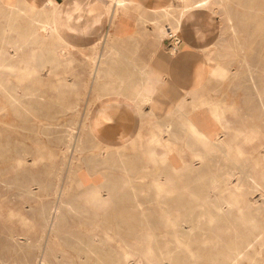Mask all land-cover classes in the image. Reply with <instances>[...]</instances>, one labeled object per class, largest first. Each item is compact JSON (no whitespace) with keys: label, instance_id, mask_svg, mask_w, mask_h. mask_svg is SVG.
<instances>
[{"label":"rangeland","instance_id":"374dc122","mask_svg":"<svg viewBox=\"0 0 264 264\" xmlns=\"http://www.w3.org/2000/svg\"><path fill=\"white\" fill-rule=\"evenodd\" d=\"M52 1L0 0V264H40L45 256L47 264H92L85 257L90 246L96 250L88 256L100 264H221L234 246L264 264V19L256 5L223 0L202 38L195 29L200 18L185 21L179 38L196 52L215 48L212 57L226 77L204 73L200 100L187 94L182 112L173 114L181 95L175 96L173 109L144 119L135 140L126 144L122 135L113 144L106 136L112 107L100 134L93 133L97 103L131 89L133 59L148 55L130 47L155 43L169 50L174 38H160L142 19L144 11L154 17L149 2L113 6L104 32L83 34L61 19L72 0ZM171 1L156 4L169 7ZM101 16L92 10L82 30ZM190 115L201 122L228 120L219 137L224 151L230 147L229 159L203 146ZM213 176L227 181L213 190ZM100 193L113 197L111 216L119 210L129 215L120 226L128 247L111 229L116 220H106L105 207L90 202Z\"/></svg>","mask_w":264,"mask_h":264},{"label":"bare ground","instance_id":"6f19581e","mask_svg":"<svg viewBox=\"0 0 264 264\" xmlns=\"http://www.w3.org/2000/svg\"><path fill=\"white\" fill-rule=\"evenodd\" d=\"M222 1H219V0H199L198 2L196 3H190L191 1L190 0H172L171 4L168 5L169 7H166V3L165 4H151L153 5V13H154V17H148L146 15V11H144V14H143V20L145 22H148L150 23L153 27H151L152 29H154V31L156 32V34L160 37V38H164V37H170V38H174L173 40V46L169 49L171 54H176V51L178 49L181 48L182 45L180 44H186L185 41H182L179 40V34L180 33H184V24L185 21H187L190 17H199L200 20H197L199 21L198 24L196 25V35L197 37H204L203 36V29L206 31L208 29V26H212V21H214V17L212 16V12L214 11V9H217L221 4H222ZM226 1V0H224ZM6 2V1H5ZM49 3L53 2L52 0H48ZM128 0H111V3L113 4V6L115 7L116 6V9L119 8V7H125L126 4H127ZM242 2L245 4L243 7H247V8H254V6L256 5L255 7V10L257 11V15L258 16H261L262 18L261 19H264V0H242L241 2L238 1L239 4L242 5ZM1 3V2H0ZM131 3V2H129ZM227 4V3H226ZM133 5V4H132ZM141 5V4H140ZM139 5V6H140ZM88 6V5H87ZM138 6V5H137ZM236 6V5H235ZM111 7V6H110ZM144 7V6H143ZM149 7V5H148ZM225 7V6H224ZM11 8V7H10ZM108 8V7H107ZM112 8V7H111ZM226 8V7H225ZM13 9H16V8H13ZM198 9H206V11L208 13H205L206 11H200ZM224 9V8H223ZM68 10V9H67ZM88 10V9H87ZM19 11V9H18ZM69 11V10H68ZM247 11V10H246ZM88 12V11H87ZM106 12V11H105ZM217 12V11H216ZM214 11V14L216 13ZM221 12V11H220ZM254 12V11H251V13ZM53 13V12H52ZM63 13V12H62ZM61 13V14H62ZM108 13V12H107ZM106 13V14H107ZM225 13V12H224ZM13 14V13H12ZM64 14V13H63ZM86 14V13H85ZM228 18V21H232L233 20V14L230 12V10L228 9L225 13ZM235 14V13H234ZM82 15V14H81ZM113 13L110 12L109 14V20L108 21H111L110 19L112 18ZM256 16V18L258 17ZM56 17V16H55ZM84 17V16H83ZM217 17V16H216ZM58 18V17H57ZM91 18V16H90ZM89 16H88V19H90ZM191 19V18H190ZM52 20V19H51ZM118 20V19H117ZM196 20V19H195ZM41 21V20H40ZM60 21V20H59ZM90 21V20H89ZM88 21V22H89ZM114 21V20H113ZM189 21V20H188ZM191 21V20H190ZM259 21H260V18H259ZM11 22V21H10ZM13 22V20H12ZM48 22V21H47ZM61 22V21H60ZM220 22V21H219ZM229 22V23H230ZM44 23V22H43ZM57 23V21H56ZM67 23V22H66ZM257 23V22H256ZM12 24V23H11ZM37 24V23H36ZM231 24V23H230ZM263 24V23H262ZM40 25V24H39ZM201 25V26H200ZM41 26V25H40ZM52 26L53 28L55 27V24L54 22L52 21ZM83 26V25H82ZM110 26V24H109ZM34 27V26H33ZM47 27V25L45 26ZM49 27V26H48ZM47 27V28H48ZM122 27V25L120 26ZM230 27L233 28V25L231 24ZM50 28V27H49ZM124 28V26L122 27V29ZM191 28V27H190ZM212 28H215V27H212ZM61 29V28H60ZM263 29V28H262ZM261 29V30H262ZM40 30V29H39ZM125 30V29H124ZM186 30V29H185ZM214 30V29H213ZM259 30V29H258ZM45 31V29H44ZM62 31V30H61ZM65 31V30H64ZM153 31V30H152ZM232 31V30H231ZM68 32V31H67ZM135 32V31H134ZM207 32V31H206ZM213 32V31H212ZM233 32V31H232ZM260 32V31H259ZM53 33V32H51ZM136 33V32H135ZM218 33V32H217ZM195 34V33H194ZM183 35V34H182ZM184 36V35H183ZM187 37V36H186ZM188 38V37H187ZM191 38V37H190ZM186 39V38H185ZM216 39V38H215ZM187 40V39H186ZM214 41V40H213ZM195 42V40H193V43ZM200 42V41H199ZM216 42V41H215ZM13 44V43H12ZM198 44V43H197ZM184 46V45H183ZM198 46V45H197ZM200 47H201V44H200ZM197 49V48H196ZM159 50V49H158ZM198 50V49H197ZM212 50V53L209 55V56H204L202 59H200L196 65L194 66V69H193V86L192 88H190V90L185 93V94H182L181 97H179V101L178 103L174 104L175 105V108L174 110H172V113L173 114H176V109L180 110L182 112L183 110V102L186 100L185 98L187 97L186 95L189 94L191 95L195 101L199 99L200 97V90H201V87L202 86V82H204V73L206 75H210L212 77H214L216 80L219 79V78H224L226 77L227 75V71L226 69H224L223 67L219 66V63H216L215 60L213 59L212 57V54H213V51L215 50V48H211L208 46L207 49H203L202 51H206L205 54L209 53L210 51ZM100 54V53H99ZM104 58V57H103ZM94 61V60H93ZM101 61V59H100ZM104 61V60H103ZM155 63V61H154ZM157 63V62H156ZM155 63V64H156ZM154 64V65H155ZM90 65V64H89ZM160 65V64H159ZM149 66V64H148ZM155 67V66H153ZM156 69V68H155ZM154 69V72H150V71H145L144 69L141 70V73L145 76V82L142 83V85H134L132 88H131V91L133 93H136V94H139L140 97L142 98V102H145L149 107H150V113L149 115L151 116H156V108H157V104H156V95L158 93H163V94H167V89L165 87V80L163 82V79H162V76L161 74L158 73L157 71V74H156V71ZM100 72H102V74L105 75V73L107 72L105 70V67L102 65L101 66V69H100ZM161 72V71H160ZM162 74H164L163 72H161ZM87 75V74H86ZM165 76V75H164ZM116 79V78H115ZM112 82V81H111ZM119 83V82H118ZM121 83H124V82H121ZM90 86V85H89ZM180 89V88H179ZM172 91V90H171ZM126 92H129V91H126ZM178 92V90H177ZM176 92V93H177ZM122 94V92L120 93ZM180 94V93H179ZM123 96L125 97H128V101L126 100L124 102V105L127 109L129 110H133V111H139V107L134 104V100L131 99L129 96L127 95H124L122 94ZM138 95V97H139ZM175 95V94H174ZM171 96V95H170ZM186 96V97H185ZM160 97V95H159ZM175 97V96H173ZM172 97V98H173ZM177 97V96H176ZM185 97V98H184ZM171 98V97H170ZM137 99V98H136ZM168 100V98H167ZM173 100V99H172ZM200 100V99H199ZM134 101V102H133ZM169 101V100H168ZM86 102V101H85ZM99 109H98V114L96 115V117L93 118L92 120V130H93V133L98 134L99 132V129H102L100 128L102 125H103V121L102 119L105 118L103 117L104 116V113H106L105 111H107V109H109L110 107H112V101L109 99L108 96H106L104 99H101L99 101ZM171 103V102H170ZM173 103V102H172ZM215 103V102H214ZM189 104V103H188ZM86 106V105H85ZM137 106V108H136ZM147 106H145L146 108ZM148 107V108H149ZM177 107V108H176ZM92 108V107H91ZM173 109V108H172ZM145 110V109H144ZM142 110V111H144ZM178 110V111H179ZM93 111V110H91ZM170 111V110H168ZM226 111V110H225ZM224 111V112H225ZM230 111H231V108H230ZM84 112V111H83ZM86 112V111H85ZM108 112V111H107ZM148 112V111H147ZM94 113V112H93ZM214 113V112H213ZM96 114V113H95ZM189 114V112H188ZM92 115V114H90ZM178 115V114H177ZM191 116V115H190ZM223 116V113L222 115ZM91 117V116H90ZM185 117V116H184ZM6 118V117H5ZM4 118V119H5ZM153 118V117H152ZM186 118V117H185ZM3 119V118H2ZM84 119V118H83ZM190 119V118H189ZM189 119H187L189 121ZM209 122H201L199 121L195 115H192L191 116V122H193L194 124V131L198 132V135H199V140L201 141V143L203 144L204 147H209L211 150H213V148H217V149H220L222 150L221 153L223 152L225 157H229L230 156V147L227 148L226 151L223 150L222 146H220V132H223L222 130L225 129V124L226 122H228V120L226 119H221V118H218V117H209ZM108 120V119H107ZM65 122V121H64ZM83 122V121H82ZM190 122V121H189ZM89 123V122H88ZM108 124V123H107ZM88 125V124H87ZM208 126H213V128L211 130L208 129ZM193 127V126H192ZM189 129V128H188ZM227 130V129H226ZM225 131V130H224ZM192 133V132H191ZM165 134V133H164ZM194 134V133H192ZM79 135V134H78ZM105 135V134H104ZM195 135V134H194ZM197 135V133H196ZM223 135V133H222ZM107 136V135H106ZM201 136V138H200ZM224 136V135H223ZM77 137V136H76ZM123 137V136H122ZM126 137V136H125ZM249 137V136H248ZM192 138V137H190ZM224 138V137H223ZM222 138V139H223ZM234 138V137H233ZM120 139V138H119ZM103 141V140H102ZM101 142V141H100ZM111 143V142H110ZM123 143V142H122ZM108 144V143H107ZM196 148V147H194ZM203 149V148H202ZM254 149V148H253ZM219 150V151H220ZM96 151V150H95ZM253 152V151H252ZM192 153V152H191ZM212 153V152H211ZM103 156V155H102ZM260 156V155H259ZM182 157V156H181ZM255 157V156H253ZM229 159V158H228ZM153 160V159H152ZM132 164V163H131ZM132 168L131 170H136V166H134V164H132ZM169 167V166H168ZM175 167V166H173ZM187 167V166H186ZM157 168V167H156ZM176 168V167H175ZM163 172V171H162ZM173 173V172H172ZM103 176V175H102ZM128 177V176H127ZM169 177V176H168ZM91 178V177H90ZM180 178V176H179ZM175 179V178H174ZM261 179V178H260ZM263 179V178H262ZM166 180V179H165ZM141 181V180H140ZM222 181H227V180H219L217 179L216 177H212L210 179V184H211V187L213 190H216L219 185L221 184ZM260 181V180H259ZM164 182V181H163ZM169 182V181H168ZM161 183V182H160ZM167 183V182H166ZM254 183V182H252ZM262 183V182H260ZM94 185V184H93ZM132 185V184H130ZM228 185V184H227ZM264 185V184H263ZM235 186V185H234ZM86 187V186H85ZM148 187V186H147ZM172 187V186H171ZM239 187L238 185H236V188ZM264 187V186H263ZM240 189V188H239ZM236 190V189H235ZM263 190V189H262ZM238 191V190H237ZM262 192V191H261ZM104 193V192H103ZM241 193V192H240ZM246 193V192H245ZM191 194V193H190ZM263 194V193H262ZM214 195V194H213ZM246 195V194H245ZM244 196V195H242ZM61 197V196H60ZM246 198V196H244ZM243 197V198H244ZM112 196H111V193H109L107 196H103V194H99L97 196V201L95 199H92L90 198V202H94L96 204V208L98 207H102L106 209V216L104 217L106 220L107 219H115L116 220V223L118 224L117 226L118 227H115V228H111L115 234H116V237L119 238L121 244L123 247H128V244L126 242V235L122 232V228L120 227L121 225H125L126 224V217L129 218V215L128 216H125L126 212L124 210H119V211H114L112 213V216H111V213L109 212L110 208H112ZM83 199V198H82ZM197 199V198H196ZM225 199V198H224ZM218 200V201H217ZM81 201V200H80ZM217 201V202H216ZM216 201L211 204L213 206V208L215 209H219V207H221V202L222 200L219 198V199H216ZM225 201V200H224ZM249 201V200H248ZM226 202V201H225ZM230 202V201H229ZM231 203V202H230ZM136 204L139 205L140 203L136 201ZM229 204V203H228ZM28 207V206H27ZM25 208V207H24ZM224 208V207H222ZM221 210V208H220ZM58 211V210H57ZM131 211V210H130ZM209 211V210H208ZM136 213V212H135ZM241 213V212H240ZM136 215V214H135ZM134 217V216H133ZM165 217V215H164ZM104 219V220H105ZM166 219V218H165ZM143 220V219H142ZM133 221V220H132ZM227 222V221H226ZM249 222V221H248ZM134 223V222H133ZM138 224V223H137ZM56 230L58 232H60V226H57L56 227ZM259 230V229H258ZM58 232H56V234H58ZM261 232V231H260ZM107 233H109L107 231ZM258 233V232H257ZM160 234V233H159ZM48 235V234H47ZM155 235V234H154ZM253 235V234H251ZM50 236V235H49ZM178 236V235H177ZM259 236V235H258ZM257 236V237H258ZM176 237V236H175ZM243 237V236H242ZM247 237V236H246ZM248 238V237H247ZM154 239V238H153ZM218 240V239H217ZM212 242V241H211ZM244 242V241H243ZM248 242V241H246ZM260 242V241H259ZM245 243V242H244ZM257 243V242H256ZM262 243V242H261ZM260 243V244H261ZM240 244V243H239ZM247 244V243H246ZM250 245V243H248ZM258 244V243H257ZM178 245V244H177ZM238 245V244H237ZM262 245V244H261ZM261 245L259 247H261ZM258 247V249H259ZM184 248V247H183ZM255 248V247H254ZM262 248V247H261ZM105 249V248H104ZM186 249V248H185ZM217 249V248H216ZM96 249L95 247H92L90 246L89 250H87V253L85 254V257L88 259L89 262H91L92 264H100V261H96L97 259L95 258H91L90 259V256H88L89 253L91 252H94ZM98 250V249H97ZM110 250V249H109ZM102 253H103V250H101ZM171 251V250H170ZM253 251V250H252ZM259 251V250H258ZM261 251V250H260ZM264 251V249H263ZM78 250H77V253H73L75 257H77L78 259ZM82 253V252H81ZM97 253V251H96ZM168 253V251H167ZM259 253V252H257ZM256 253V255H258ZM110 254V252H109ZM250 253L247 252V250H241L240 247L238 246H234V247H230L229 251H227L226 253H224V259L225 261L223 260V262L221 264H241V261L242 259L244 258H249V264H251L254 260V256H251L249 255ZM193 255V253H192ZM255 255V256H256ZM264 255V254H263ZM263 255H260V256H263ZM228 256L230 258H228ZM170 257V256H169ZM102 258V256H101ZM105 258V257H104ZM109 258V256L107 257ZM256 258V257H255ZM112 259V258H111ZM216 259V258H215ZM256 259H259L258 256ZM255 259V260H256ZM59 260V259H58ZM84 260V259H83ZM254 260V262H255ZM86 261V260H85ZM260 261V260H259ZM84 262V261H83ZM106 262V261H105ZM104 262V263H105ZM203 262V261H202ZM253 262V264H254ZM40 264H47V257H43V260ZM79 264V263H78ZM137 264V263H136ZM212 264H217V263H212ZM219 264V263H218ZM246 264V263H245ZM256 264H257V261H256ZM259 264V263H258Z\"/></svg>","mask_w":264,"mask_h":264},{"label":"crops","instance_id":"0c3cea01","mask_svg":"<svg viewBox=\"0 0 264 264\" xmlns=\"http://www.w3.org/2000/svg\"><path fill=\"white\" fill-rule=\"evenodd\" d=\"M139 1L142 2L143 4H147L148 2L154 4L160 0H139ZM110 6L113 7L111 0H72V4L70 5L69 8H65V9L61 8L62 10L60 11V13L62 12L64 13L61 14L62 15L61 19L62 22L72 23L71 29L78 27V32H81L83 34L88 32L100 34L104 32L108 26L109 14L111 12ZM94 9H97L98 12H101L102 15L100 17L101 20L99 23L95 25L92 26L90 25L88 28H86V31H83L82 25L85 24L86 17L89 16V13H91V11ZM76 20H78V23ZM180 40L181 42L185 41L186 44H180L182 46L180 49L176 51V54H171L170 50H166L160 44L156 45L155 43L147 48L141 46L140 43H139L140 46L137 43L138 47L129 48L131 50V53L135 52L138 55H142V54L148 55L146 59L138 57L137 59H133L134 62L131 61L138 65L136 66L137 69H134L135 71H132L134 74H130V78L128 80V82H132L129 85L131 88L134 85L137 84L142 85V83L145 82V76L141 73L142 69H144L145 71H150L155 73L154 69L156 68L155 69L156 74L158 71L159 74L163 75L162 79L163 82L165 80L164 83L167 89V94L158 93L156 95V104H157V108L155 112L156 115H161L160 112L162 110H167L169 106L171 110L173 108L172 106L174 102L175 103L177 102L176 101L177 98L176 97L174 98L173 96L178 97L179 95L187 93L190 90V88H192L194 84L193 82L194 66L203 57L202 51L196 52L195 47L191 45V42H189V40H186L184 37ZM154 61L155 63L156 62L157 63L155 64ZM160 71L163 72L164 74H162ZM136 82L138 83L136 84ZM122 94L127 95L131 99H133L135 101V102L133 101L134 104H136L140 110L138 112L137 111L135 112L133 110L127 109L124 105V102L126 100L128 101L129 99L128 97H125ZM122 94L118 93L113 95L112 94L107 95L109 99L112 101V109L108 111L109 116H111L112 118V122L109 127L110 130L107 133V137H108L107 140H111L110 142L113 144L114 143L119 144L120 140H118V138L122 135L127 136L129 138V140L125 142L126 144L131 143L133 140H135L136 137H138L144 119L147 116L149 117L152 116L149 115L150 107L145 102H142V98L140 97L139 94L133 93L131 89L129 90V92L126 91L122 92ZM134 96H137V99ZM167 98L169 101L167 100ZM97 104L99 106V103ZM145 106L147 107L145 108ZM143 109L145 110L142 111Z\"/></svg>","mask_w":264,"mask_h":264}]
</instances>
